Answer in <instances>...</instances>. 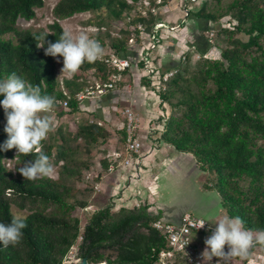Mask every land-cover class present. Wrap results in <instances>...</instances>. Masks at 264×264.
<instances>
[{
    "label": "trees",
    "instance_id": "obj_1",
    "mask_svg": "<svg viewBox=\"0 0 264 264\" xmlns=\"http://www.w3.org/2000/svg\"><path fill=\"white\" fill-rule=\"evenodd\" d=\"M165 1L151 0L150 5L144 6L143 0H59L53 11L56 16L64 17L78 12H96L103 19L101 26H106L107 18L113 20L112 23L120 21L116 34L106 29L104 34L99 32L97 39L102 47L108 45L119 54H127L133 46L132 38L139 43L146 38L139 24L151 27L159 18V12L152 8L163 6ZM44 4L45 0H0V78L12 72L22 74L30 83L39 84L43 93L55 97L54 110L61 104L59 101L68 98V111H77L81 102L76 93L92 75L99 79L109 77L112 67L101 58L92 62L84 60L73 76L65 77L61 84L58 70L63 57L57 54L60 62L57 56L45 52L47 41L55 42L65 29L60 20H53L48 28L18 26L20 17L35 18L36 8ZM193 13L216 23L217 35L226 46H219V57L203 55L192 71L188 63H181L178 71L166 81L165 88L159 92L164 109L160 119H165L161 140L179 151L192 153L200 168L211 173L204 185L218 191L227 215L240 216L244 226L255 231L264 228V43L261 41L264 0H205ZM223 19L226 24H221ZM241 32L249 35L248 41L238 38ZM37 41L44 44L39 45ZM186 58V62H190L189 55ZM125 74L132 76V68H127L123 77ZM140 79L143 86L150 87L147 79ZM66 113L63 109L59 111V115ZM5 123V112L0 105V144L8 136ZM61 129H57V135L63 143L58 144L56 158L66 159L75 149L67 145L68 137ZM122 131H125L124 126ZM71 135L72 139L84 138L92 143L109 136V131L100 120L85 119ZM55 146L57 144L46 137L38 150L46 152L51 160ZM36 154V151L18 153L16 146L0 148V220L10 222L13 202L30 211L24 215L26 226L21 239L7 247L0 246V264H67L64 260L81 234L80 253L88 256L92 263L157 262L166 240L151 222L161 217V212L149 211L146 204L133 208L122 206L113 212L112 206L106 205L94 208L83 222L82 211L89 202L81 198L80 189L68 185L61 177L42 175L27 179L19 171L25 163L33 161ZM6 158L15 159L14 168L5 164ZM103 165L108 167V162ZM63 168L67 174L80 178L79 171L68 164ZM208 182L211 184H206ZM139 220H144L155 234L149 256L145 259L139 256L136 242L131 247L121 243L120 253L113 260L105 256L101 249L109 244H120L121 233ZM209 230L214 229L199 233ZM257 244L260 243L254 246ZM176 264L186 263L179 260Z\"/></svg>",
    "mask_w": 264,
    "mask_h": 264
},
{
    "label": "crops",
    "instance_id": "obj_2",
    "mask_svg": "<svg viewBox=\"0 0 264 264\" xmlns=\"http://www.w3.org/2000/svg\"><path fill=\"white\" fill-rule=\"evenodd\" d=\"M158 12L159 18L170 22V25L178 24L177 22L185 16L180 0H166L164 5L158 8ZM184 18H186L185 21L177 28L164 27L161 30L162 38L157 49V54L159 63L163 69L179 67L182 63V55L184 54L186 56L189 55V59L192 60L202 55L209 57L220 56V44L215 42L212 37L208 39L206 37V33L215 29L216 23L214 24L206 19L203 20V18L197 17L193 12ZM132 71L134 72L132 74L135 83L134 87L127 88L124 85L121 89L113 90L99 97L89 98L85 101L87 102L85 107L97 109L102 114L104 106L106 110L107 108L109 110L107 113L103 112L104 116L112 118L113 115L110 107L114 110L113 114L117 115V102L127 101L130 104L127 107L144 110L147 118L141 117L140 119L145 118L143 119L145 123L143 125L146 127L144 129L149 132L148 126L151 125L155 117L159 116V102L157 103L158 100L151 90L141 84L140 74L135 73L137 71L135 67L132 68ZM108 99L111 101V104L107 103ZM118 122L119 128L122 129L124 120L120 119ZM144 131L140 129L135 133L139 137L142 135L147 136V132L145 133ZM116 149L114 148L113 151ZM109 164L110 162H108V167ZM108 167H105L103 177L99 181V187H102L105 191H109L111 195H115L114 200L116 201L115 203H111L113 205V212L118 211L122 206L133 208L146 204L149 211L153 213L161 212L162 217L177 221L185 212H192L193 208L199 206L197 203L189 205L185 203L186 200L190 201L191 198L192 202H195V197L203 192L212 198L214 201L213 206L216 207L212 211L204 208L199 212L203 214L209 213L213 220L225 215L223 214L225 210L221 197L216 196L213 193L214 190L204 185L203 177L205 172L198 165L195 156L190 152L179 151L171 144L161 142L155 150L153 149L150 153L144 154L141 170L137 171L139 173L137 176H130L133 169L132 166L125 168L117 166L113 170H109ZM187 176H191L188 183L181 185V180ZM162 177L165 179L164 184H162V181L161 183L159 182ZM178 195L183 197L181 198L182 200L184 199L183 203L178 199ZM100 207H103V205L97 208ZM206 233L198 232L193 234V242L196 247L200 249H203L201 246L207 247L205 244V239L208 237ZM155 239L152 229L145 225L144 220H139L124 234L121 233L120 244L106 245L101 251L105 256L113 260L120 253L118 246L121 243H127V246L131 247L136 242L138 243L137 247L140 248L139 256L145 259L149 256L150 247ZM153 264H157V262Z\"/></svg>",
    "mask_w": 264,
    "mask_h": 264
},
{
    "label": "rangeland",
    "instance_id": "obj_3",
    "mask_svg": "<svg viewBox=\"0 0 264 264\" xmlns=\"http://www.w3.org/2000/svg\"><path fill=\"white\" fill-rule=\"evenodd\" d=\"M59 0H45V4L41 7L36 8L37 10V15L33 19H26L24 17H20L18 19V26L19 27H33V28H39V27H45L48 28L49 23H51L55 19H59L64 28H68L72 30L74 33H79L81 31L87 32L91 37L93 38H98L99 32L102 34L105 33L106 29L109 30L112 34H116L118 30L120 29L121 22L120 21H115L112 23L113 20L107 18L105 19L106 26H101L99 23L103 21V19L97 15L96 12H78L75 13L71 16H56V14L53 11V8L55 4ZM183 17H188L187 15ZM183 17L181 19H183ZM205 20V19H203ZM208 21V20H207ZM184 21L180 20L179 23H183ZM104 23V24H105ZM214 23V22H213ZM226 24V19H223L221 21V24ZM215 24V23H214ZM216 28L212 30L211 32L206 33V37H212L215 42L219 43L220 46L225 47L226 42L221 39L217 35ZM238 38H240L243 41H248L249 35L246 34L245 32H241L238 35ZM261 41L264 43V37L261 38ZM111 48L108 45L103 46V53H106L110 50ZM203 58L202 57H197L195 60L190 59V62L183 61L182 64H187V67L189 71H192L198 62ZM187 59V58H186ZM61 62V58L58 59ZM181 64V65H182ZM180 65V66H181ZM62 66L63 64H60L59 70H58V77L61 81V84H63V79L65 77H72L73 74L69 75L67 72L62 73ZM179 66V67H180ZM182 68V67H181ZM133 75L130 76L129 74H125L124 79L119 82V87L118 89H121L124 84H128V87H134V80H133ZM148 89L151 90V87ZM152 92V90H151ZM106 101V99H105ZM107 103L111 104V101L108 99ZM118 108L116 109L117 115L113 114L114 110L112 107H110V111L112 113V118H107L104 116V113H107L109 110L105 109L103 106V111L102 114L99 110L97 109H91L92 107H85L87 102H83V106L79 108L77 111H68L64 107V105H59L55 110L53 109L52 115L54 117V126L51 128L49 131V134L47 137L50 140H53L57 146L53 148L54 151V156L51 158L50 163L52 165V170L51 173L49 174L50 176L54 178H59L61 177L65 182H67L68 185L75 187L76 189H80L82 194L81 198H85L86 202H89V205L83 209L82 211V217H83V222H85L86 218L88 217L89 212H91L94 208L99 207V206H106V205H111V203H115L116 200H114L115 195H111L109 191H105L102 189V187H97V184L99 181L102 179L103 172L105 171V167L103 165V162L107 161L110 162V155L114 148H119V147H124L125 146V140L126 137L124 138V132L126 131L125 125L127 124V114L125 113V109L127 106H129V102L127 101H118ZM158 103V101H157ZM160 108L158 109L159 115L163 113V107L162 103L159 102ZM63 109L64 111H67L66 114L64 115H59V111ZM135 114L138 117L137 123L138 127L135 130V132L139 131H144L146 127H144L143 119L147 118L144 110L142 109H135ZM122 112V113H121ZM100 114V115H99ZM162 116V115H161ZM141 117H145L143 119H140ZM159 117V116H157ZM85 119H94V120H100L102 122V125L109 131V136L106 138L101 137L98 142H92L88 143L84 138H77V139H72V133L76 131L78 125L80 122H82ZM123 119L124 120V130L122 131L121 128H119V120ZM161 120L160 118L152 120V123L150 126H148V131H144L145 133L147 132V136L142 135L140 138L144 142V146L142 148L143 154L150 153L154 147L158 145L159 140H161L159 129H153L151 132L150 128L154 124H158V121ZM145 124V123H144ZM61 127L62 133L68 137V144L70 145L71 148L75 149V153L69 157V158H64V159H57V150H58V144L63 143L61 141V137L57 135V129ZM156 131V132H155ZM158 133V134H157ZM70 138V139H69ZM152 147V148H151ZM5 164L10 167L14 168L15 167V159L12 158H6L5 159ZM64 164H68L69 167L76 169L80 173V178L76 179L73 175H69L66 173V171H63V166ZM91 173L90 176L88 174ZM203 177V183L206 182L205 178L211 177L210 172H205ZM191 178V176L185 177L183 180H181V185L182 184H187L188 180ZM164 184L165 179L162 177L159 182ZM213 182V181H212ZM206 184H211V183H206ZM209 189V188H208ZM214 190L213 193L216 194V196H220V194H217L216 189H211ZM207 192V191H204ZM118 194V193H117ZM165 194V193H164ZM163 194V196H164ZM205 194V195H204ZM172 195V194H171ZM178 199L183 203L184 199L182 200L181 195H178ZM221 197V196H220ZM219 198V197H218ZM168 200V199H166ZM213 200L208 194L201 192L197 197H195V202H192V199L190 198V201H187L185 203H188L191 205L192 203H197L199 206H196V208L192 209V212L194 215H200L205 218H209L210 214L209 213H201V209H209L212 211L216 206H213ZM113 206V205H111ZM12 209L14 213H19L22 215H26L29 213V209H23L21 208L16 202L12 203ZM208 211V210H207ZM225 215H227L226 211H224ZM211 225L215 226V223L212 221H209ZM213 230H209L206 233V236H209ZM208 247V246H207ZM201 248H206V246H201ZM82 258V255H81ZM80 260H76L67 264H78ZM234 264H264V245L257 244L256 246L252 247V249L249 251L247 256H239L237 255V258L234 262Z\"/></svg>",
    "mask_w": 264,
    "mask_h": 264
},
{
    "label": "clouds",
    "instance_id": "obj_4",
    "mask_svg": "<svg viewBox=\"0 0 264 264\" xmlns=\"http://www.w3.org/2000/svg\"><path fill=\"white\" fill-rule=\"evenodd\" d=\"M46 38V37H45ZM43 45L46 43H39ZM47 54L63 57L62 73L69 75L75 73L84 60L95 61L103 54L101 42L91 37L87 32L74 33L65 28L60 38L55 42L47 41L45 48ZM60 57L57 56V59ZM0 105L3 106L6 123L4 130L8 133L0 148L7 149L16 146L18 153H30L36 151L33 161H29L19 168V171L27 179H37L42 175H49L52 170L49 155L39 151L38 146L47 137L54 126L52 115L55 97L43 93L39 84L30 83L22 74L10 73L6 78H0ZM215 223V228L206 237L204 253L210 256L231 255L247 256L254 243L264 244V228L252 230L244 226L240 216L223 215L213 220L211 217L201 221ZM26 226V217L14 213L10 222L0 220V246L7 247L17 243L22 235V229ZM211 227V225H210ZM225 244L229 250L225 251Z\"/></svg>",
    "mask_w": 264,
    "mask_h": 264
},
{
    "label": "built area",
    "instance_id": "obj_5",
    "mask_svg": "<svg viewBox=\"0 0 264 264\" xmlns=\"http://www.w3.org/2000/svg\"><path fill=\"white\" fill-rule=\"evenodd\" d=\"M163 0H156L157 3H161ZM184 9L185 15H190L193 10L200 7L205 0H180ZM144 6H148L151 0H143ZM153 11L157 12L158 8L153 7ZM145 10H143V13ZM186 18L183 17L182 21ZM170 25V22L165 19L158 18L151 27H146L139 24L138 28L146 33V38L140 43L134 38L130 40L133 45L127 54H119L115 50L110 49L108 52L103 53L99 58L104 59L111 67L112 72L109 77L105 79H99L95 75H92L88 79L87 83L76 93V98L81 105L89 98H95L102 96L108 92L118 89L119 82L124 79L123 72L127 68H136V74H140V77H144L148 80L152 93L156 96L158 102H161L160 90L165 88L166 81L171 78L177 71L178 67L171 69H163L159 63L157 49L160 45L162 34L161 30L164 27L175 29L181 25V23ZM211 34H213L211 32ZM139 50H138V49ZM186 60V55H182V61ZM133 72V71H132ZM134 73V72H133ZM129 86L128 84H124ZM65 93L67 91L65 90ZM66 109L69 108V100L65 98L59 101ZM127 114L126 128V140L125 146L119 147L110 155L109 170L115 169L117 166L125 168L132 166L130 176H137L138 170H141V164L143 159L142 148L144 146L143 140L136 135L135 130L138 127L137 119L134 110L131 107H126L124 110ZM163 114V113H162ZM161 114V115H162ZM156 119L160 118V116ZM165 119L158 121V124H154L150 129H159L160 137L165 129ZM163 142L159 140L158 145L154 147V150ZM152 148V147H151ZM153 150V149H152ZM151 150V151H152ZM150 151V152H151ZM91 173L88 174L90 176ZM99 187V183L97 184ZM207 218L194 215L191 212H185L181 218L177 221L170 220L165 217H158L152 221V226L159 231V233L166 240V246L159 252L157 264H176V261L182 260L186 264H234L237 255L225 254L223 256H210L205 252V249H200L195 246L193 242V234L206 230L208 228H215L205 221V223L199 226V223ZM211 225V227H210ZM83 242V235L81 234L74 245L68 252L64 262L70 263L76 260L81 261V245ZM255 243L253 244V246ZM252 248V247H251ZM250 248V249H251ZM229 250V245L225 244V251Z\"/></svg>",
    "mask_w": 264,
    "mask_h": 264
},
{
    "label": "water",
    "instance_id": "obj_6",
    "mask_svg": "<svg viewBox=\"0 0 264 264\" xmlns=\"http://www.w3.org/2000/svg\"><path fill=\"white\" fill-rule=\"evenodd\" d=\"M105 262L106 264H110L108 261ZM78 264H103V261L92 263L89 261L88 256H82L81 261Z\"/></svg>",
    "mask_w": 264,
    "mask_h": 264
},
{
    "label": "bare ground",
    "instance_id": "obj_7",
    "mask_svg": "<svg viewBox=\"0 0 264 264\" xmlns=\"http://www.w3.org/2000/svg\"><path fill=\"white\" fill-rule=\"evenodd\" d=\"M103 264H106V262H105V261H103Z\"/></svg>",
    "mask_w": 264,
    "mask_h": 264
}]
</instances>
